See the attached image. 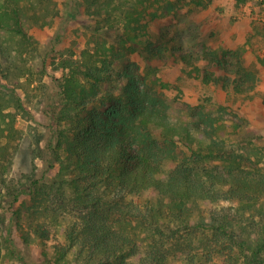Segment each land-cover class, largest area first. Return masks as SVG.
Wrapping results in <instances>:
<instances>
[{"label":"trees","instance_id":"obj_1","mask_svg":"<svg viewBox=\"0 0 264 264\" xmlns=\"http://www.w3.org/2000/svg\"><path fill=\"white\" fill-rule=\"evenodd\" d=\"M21 1L0 0V37L33 46ZM210 1L192 0L201 7ZM180 5L167 0L159 15ZM79 8L75 0L66 2L62 29ZM144 47L168 61L161 46L128 35L60 62L64 106L52 131L56 143L46 146L48 168L59 165L58 178L6 186L12 214L3 243L21 264L28 262L12 231L22 224L42 241L38 264H264V205L257 208L264 198V156L252 159L229 147L233 123L225 105L203 98L176 106L153 95L128 61ZM228 54L215 59L220 67L230 65ZM238 67V77L221 81L227 93L257 83L255 72ZM202 80L217 82L211 73ZM178 124L195 136V146L184 150L170 135ZM3 158L0 176L12 169L9 154ZM22 198L23 208L13 209Z\"/></svg>","mask_w":264,"mask_h":264},{"label":"rangeland","instance_id":"obj_2","mask_svg":"<svg viewBox=\"0 0 264 264\" xmlns=\"http://www.w3.org/2000/svg\"><path fill=\"white\" fill-rule=\"evenodd\" d=\"M67 1H21L33 46L23 45L19 38L11 42L0 37V162L6 153L12 165L9 173L0 176V264H21L3 243L12 214L6 186L19 188L32 179L57 177L59 165L48 168L46 146L50 140L56 143L52 131L59 128L58 113L64 106L58 87L64 73L60 62L81 59L84 49L94 53L128 35L161 46L167 62L153 57L146 47L128 57L137 65L142 85L176 106H195L203 98L225 105L226 118L233 123L226 134L229 147L252 159L264 156V3L211 0L201 7L181 0L175 13L159 15L167 0H75L80 3L79 14L62 29ZM225 52L232 54L226 55L230 65L223 68L215 59L222 60ZM239 65L255 72L257 83L252 89L227 93L221 81L238 77ZM208 73L217 82L203 83ZM183 128L175 125L169 133L185 150L196 145V138ZM65 191L68 199L70 189ZM23 199L12 208L25 205ZM262 205L264 198L257 208ZM256 236L253 231L252 238ZM12 237L28 264L40 262L42 241L31 228L14 227Z\"/></svg>","mask_w":264,"mask_h":264}]
</instances>
